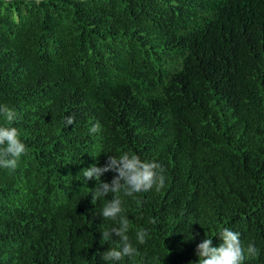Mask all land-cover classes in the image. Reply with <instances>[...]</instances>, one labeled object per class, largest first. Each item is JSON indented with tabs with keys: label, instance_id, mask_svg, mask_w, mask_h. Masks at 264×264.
I'll return each mask as SVG.
<instances>
[{
	"label": "trees",
	"instance_id": "obj_1",
	"mask_svg": "<svg viewBox=\"0 0 264 264\" xmlns=\"http://www.w3.org/2000/svg\"><path fill=\"white\" fill-rule=\"evenodd\" d=\"M0 102L28 146L0 169V264H106L81 169L122 151L165 183L122 197L149 233L119 264H192L221 226L264 264V0H0Z\"/></svg>",
	"mask_w": 264,
	"mask_h": 264
},
{
	"label": "clouds",
	"instance_id": "obj_2",
	"mask_svg": "<svg viewBox=\"0 0 264 264\" xmlns=\"http://www.w3.org/2000/svg\"><path fill=\"white\" fill-rule=\"evenodd\" d=\"M17 116L13 107L0 102V169H15L18 160L28 150L19 128L14 123ZM74 121L73 114L65 115L66 125ZM101 127L98 120L93 121L88 132L98 133ZM81 170V179L85 183L88 179L95 181L90 191L92 201L103 198L98 210L103 222L105 219L111 221L100 230V241L117 242L115 247H108L101 252L100 258L106 264H119L124 258L133 259L139 252L136 244L144 243L149 229L137 226L132 237L129 236V219L124 212L122 197H132L140 205L141 201L136 194L148 192L153 186L159 188L164 185L163 165L158 161H142L132 152L122 151L118 155L108 153L103 164L94 162ZM109 170L115 175L110 181L102 179L103 174ZM108 194H111L110 198ZM213 235L220 238L219 244H213ZM213 235H204L196 244L195 253L198 258L191 261L192 264H243L246 256L258 254L256 245L249 242L245 246L241 233L231 227L221 226ZM191 237L192 232L189 238Z\"/></svg>",
	"mask_w": 264,
	"mask_h": 264
}]
</instances>
